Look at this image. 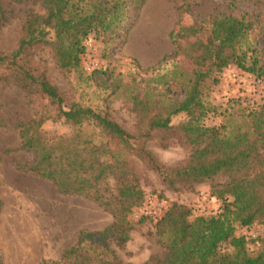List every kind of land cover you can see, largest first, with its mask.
Instances as JSON below:
<instances>
[{
    "label": "trees",
    "instance_id": "16d2710c",
    "mask_svg": "<svg viewBox=\"0 0 264 264\" xmlns=\"http://www.w3.org/2000/svg\"><path fill=\"white\" fill-rule=\"evenodd\" d=\"M40 1L43 13L30 14L23 21L14 48L0 49V79L47 102L30 119L15 125L19 148L34 155L31 161L18 163L17 169L51 181L60 193L98 202L113 214L105 228L81 231L77 242L52 263L123 264L112 245L122 247L129 239L133 228L129 216L142 200L129 160L134 156L169 185L200 183L218 174L228 177L226 183L211 189L220 200L216 214L191 219L186 207L173 204L167 209L157 221V231L165 239L163 250L144 264H264V238L249 240L235 233V223L264 225V99L248 103L247 112L239 114L240 121L229 125H206L204 118L218 113L217 107L203 100L204 88L217 85L218 74L230 65L264 83V21L247 19L246 14L214 15L204 31L196 22L179 20L169 33L175 44L171 55L187 61L190 73L165 82L160 90L133 87L130 100L138 122L132 134L107 110L69 100L44 70L32 65L31 55L35 48L47 47L58 67L77 68L89 34L121 44L129 30L122 22L130 5L139 9L144 0ZM229 1L230 6L236 3ZM188 6L180 4V12ZM5 21L0 4V24ZM164 60L165 56L156 65ZM131 65L141 69L129 56L111 59L105 68L93 71L90 79L114 93L122 85L121 69ZM158 68L144 71L153 73ZM181 113L186 118L176 126L171 124L172 117ZM47 120L70 124L73 130L56 135L43 129ZM174 129L183 134L191 152L184 164L166 167L145 144L153 131ZM256 243V250L249 248Z\"/></svg>",
    "mask_w": 264,
    "mask_h": 264
},
{
    "label": "rangeland",
    "instance_id": "374dc122",
    "mask_svg": "<svg viewBox=\"0 0 264 264\" xmlns=\"http://www.w3.org/2000/svg\"><path fill=\"white\" fill-rule=\"evenodd\" d=\"M144 0L138 9L132 3L122 25L129 28L121 44L105 40L90 33L84 40L85 52L79 67L62 69L56 64L47 47L35 48L31 63L44 70L49 80L69 100L107 110L110 116L128 132L137 131L138 115L130 100L133 87H152L160 90L167 81L186 78L190 64L181 57L172 56L175 44L169 37L171 29L180 20L184 24L196 22L208 30L212 17L246 14L247 19L264 21V0ZM185 3L182 12L179 5ZM6 21L0 24V49L10 51L20 37L23 21L34 13H43L40 0H0ZM124 56L134 58L141 69L134 65L121 69V87L114 93L93 83V71L108 66L111 59ZM165 56V60L156 65ZM159 67L153 73L145 69ZM219 83L204 88L203 100L217 107L218 115L209 113L206 125H227L240 121L239 114L247 112L248 103H261L264 83L235 65L224 68ZM240 98L239 101L237 99ZM47 102L40 96L27 94L11 81L0 79V264H53L62 251L73 246L83 230L96 231L113 221V214L98 202L83 196L60 193L48 180L17 169L18 163L31 161L33 153L19 148L20 140L15 125L30 119L37 109ZM229 114L231 117H229ZM186 118L184 113L175 115L171 124L177 125ZM43 129L56 135H68L70 124L47 120ZM146 148L166 167L184 164L191 152L183 134L177 130L153 131ZM131 167L142 191L140 205L129 216L133 228L122 247L112 245L123 264H144L150 256L163 250L164 235L157 231L159 218L141 213L146 195L163 199L169 208L173 204L191 211L190 218L211 216L217 213L220 200L211 194L213 186L228 180L224 174L200 183L175 182L169 185L157 171L138 158L129 157ZM112 184L113 181L110 180ZM236 235L247 239L264 238V225L255 223L242 227L235 223ZM259 244H250L256 250Z\"/></svg>",
    "mask_w": 264,
    "mask_h": 264
},
{
    "label": "built area",
    "instance_id": "2783aa9c",
    "mask_svg": "<svg viewBox=\"0 0 264 264\" xmlns=\"http://www.w3.org/2000/svg\"><path fill=\"white\" fill-rule=\"evenodd\" d=\"M167 203L165 200L158 198L154 195H146L141 213L152 218H160L167 211Z\"/></svg>",
    "mask_w": 264,
    "mask_h": 264
}]
</instances>
